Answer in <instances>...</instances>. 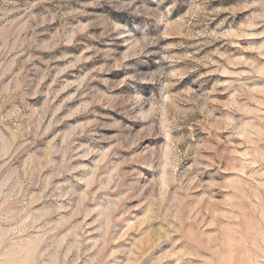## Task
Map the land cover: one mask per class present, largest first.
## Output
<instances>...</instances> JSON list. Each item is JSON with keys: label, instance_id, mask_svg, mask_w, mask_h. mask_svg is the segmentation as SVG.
<instances>
[{"label": "rangeland", "instance_id": "1", "mask_svg": "<svg viewBox=\"0 0 264 264\" xmlns=\"http://www.w3.org/2000/svg\"><path fill=\"white\" fill-rule=\"evenodd\" d=\"M0 264H264V0H0Z\"/></svg>", "mask_w": 264, "mask_h": 264}]
</instances>
